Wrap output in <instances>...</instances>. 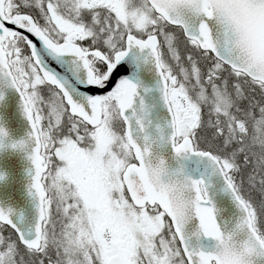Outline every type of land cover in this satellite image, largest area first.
<instances>
[{
	"label": "snow or ice",
	"instance_id": "snow-or-ice-1",
	"mask_svg": "<svg viewBox=\"0 0 264 264\" xmlns=\"http://www.w3.org/2000/svg\"><path fill=\"white\" fill-rule=\"evenodd\" d=\"M0 88V264H264V0H0Z\"/></svg>",
	"mask_w": 264,
	"mask_h": 264
},
{
	"label": "water",
	"instance_id": "water-1",
	"mask_svg": "<svg viewBox=\"0 0 264 264\" xmlns=\"http://www.w3.org/2000/svg\"><path fill=\"white\" fill-rule=\"evenodd\" d=\"M0 91L5 95L4 102L0 104V117H3V122L10 130L13 139L22 138L26 135L29 126L19 111V97L9 89L0 88ZM27 169L28 163L20 155L11 151L0 154V172L8 176L6 183H0V205H10L31 219L33 206L27 195ZM223 206H228L226 199L223 201Z\"/></svg>",
	"mask_w": 264,
	"mask_h": 264
}]
</instances>
